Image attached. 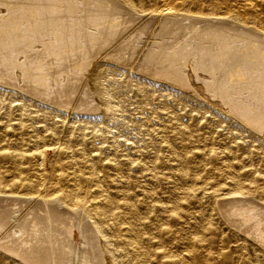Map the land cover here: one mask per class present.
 <instances>
[{
    "label": "rangeland",
    "instance_id": "rangeland-1",
    "mask_svg": "<svg viewBox=\"0 0 264 264\" xmlns=\"http://www.w3.org/2000/svg\"><path fill=\"white\" fill-rule=\"evenodd\" d=\"M202 1L185 9L200 12ZM217 1L220 13L240 9L241 0ZM251 2L264 24V0ZM142 16L122 0H0V181L31 176L39 152L46 172L72 161L62 173L96 171L92 187L113 200L115 223L106 231L109 259L79 210L0 193V264H264L261 102L246 87L214 81L219 73L200 61L189 68L196 45L169 53L188 42L194 23L163 20L160 29L161 19ZM251 32L220 31L227 44L251 38L256 49ZM156 42L169 51L153 53ZM128 227L137 243L126 242Z\"/></svg>",
    "mask_w": 264,
    "mask_h": 264
},
{
    "label": "bare ground",
    "instance_id": "bare-ground-1",
    "mask_svg": "<svg viewBox=\"0 0 264 264\" xmlns=\"http://www.w3.org/2000/svg\"><path fill=\"white\" fill-rule=\"evenodd\" d=\"M122 1H124L127 4L131 5L132 7H134L135 10L136 11H139L141 14H143V16L145 15V16L154 17L155 19H157V18L158 19H161L162 24L160 25V29H162V27L163 28L166 27V24L167 23H164V21H169V22L170 21H174V22L178 21L179 22L181 20H189L190 22L194 23L193 26H198L197 29L194 30L195 33L190 36L188 42H186L184 45L183 44L180 45V46H176L175 45V46L172 47V48H174V50L169 51L168 49L163 48L164 45L162 43L159 44V43L156 42L157 44L156 43H152L153 44V46H152L153 47L152 48L153 51L152 52L153 53L154 52H161L162 53L163 51H165V52H168L169 51V53L173 54V56H174L175 54L177 55V53L181 52L182 50H184V49L186 50V48H188V49L190 48V49H192L191 51H193V48H194L193 45H196L197 48H200L199 50L197 48H194L197 51V57H196L197 60L190 59L189 61L186 62L187 63L186 65H189L188 66L189 68L191 67L192 69L193 68L196 69L198 67V64H199L198 62L200 61L201 62L200 63L201 64L200 66H204L206 68L207 67L208 68L210 67L215 72L219 73V74H217V78L218 79H216L215 74L212 75V78L214 79V81H224V82L227 81V83H230L231 85L233 83V84H239L240 86H242L244 88L246 87L247 88V91H249L248 92L249 96L253 97L254 99H258V100H260L259 102H261L259 109H258V106H257V108L255 106L256 109H255L254 114L257 112L255 114L256 115V118H257V116H263L264 117V24L258 22L257 20H255V19H257V10L255 9V5H256L255 3L251 2V0H241V2H239L240 3L239 4L240 9H238L237 6H235V7L228 6L229 8H228V11L227 12L220 13L218 11V9H217V6H218L217 5V2H218L217 0H203V1L201 0L202 2L200 3V6H199L200 12L198 11L199 12L198 13V12H194V11L191 12V11L185 9L186 8V1L187 0H156V3H145V2H140V1H137V0H122ZM195 2H197V1H195ZM97 3H98V1H97ZM95 7H97V6H95ZM98 7H99V5H98ZM103 10H105V9H103ZM99 12L101 13V11H99ZM33 13H35V12H33ZM31 14H32V12H31ZM101 14L104 16L103 12ZM31 16L32 15H30V17ZM86 17H88V15H86ZM95 17H96V14H95ZM99 17H100V15H99ZM145 18H147V17H145ZM97 19L94 20V21H97ZM89 20H90V18H89ZM80 22H82V21H80ZM236 25H238L237 27L242 28V30L236 29L237 28ZM67 27H69V26H67ZM40 28H42V26ZM157 29H158V27H157ZM55 30H56V28H55ZM221 30L223 32L225 30L226 32L233 33L234 34L233 36H235V33H238L239 35H242L243 34L242 36H245L244 34H247V32L249 30V31H252L253 33L255 32V34H257L259 36L258 38L256 37V39H259V42L260 43L256 40L259 43L258 45H255L256 49H252L253 48V45L251 43V40H249L251 38L244 39L245 40L244 43H240V44H235L234 43L235 45H231V44L229 45V44H227V37L226 36L225 37L223 36L225 34L222 35L220 33ZM153 32H154V34H156L157 30L156 31H153ZM157 33H158L157 36L160 37L161 36L160 35L161 34V30L158 31ZM56 35H57V33H56ZM94 35H96V34H94ZM237 42H238V40H237ZM251 46H252V48H251ZM156 47L157 48H160V49L157 50ZM187 53L189 54V50H188ZM191 54H192V52H191ZM152 55H154V54H152ZM157 55H159V54H156V56ZM164 55L165 56H168L169 54L167 55L165 53ZM164 57H162V58L165 59ZM186 58H187V56H186ZM172 61L174 62V60H172ZM188 62H189V64H188ZM202 62H203V64H202ZM168 67L171 68V66H169V65H168ZM174 70H176V69H174ZM202 70H203V68H202ZM210 71H212V70H210ZM189 72L192 74L193 71H189ZM197 73H198V71H197ZM208 73H210V72H208ZM250 73L252 75H250ZM188 78L190 80V77H188ZM192 81L194 83V81H196V80H192ZM205 82H207V81H205ZM205 82H204V84H205ZM195 83L198 84V82H195ZM211 83H213V82H210L209 84L211 85ZM92 88L96 92H98L99 86H98L97 83H94L93 86H92ZM218 88H220V86H218ZM209 90H211V89H209ZM222 94L225 95L224 92ZM229 95H230V93H229ZM225 98L227 99L226 96H225ZM232 98L234 99L233 96H232ZM228 99H229V96H228ZM237 101L238 100H236L235 104L237 103ZM249 101H252V100L249 99ZM242 102H244V101H242ZM251 104H252V102H251ZM253 104H254V101H253ZM240 105H242V104H240ZM233 106H234V104H233ZM247 106L248 105H246V107ZM243 108L246 109L245 106ZM250 112H248V113L245 112V113L247 115H251V114H249ZM253 116H249V117H253ZM259 120H260V118H259ZM260 121L258 123H261ZM32 150H31V152H33ZM71 150H73V149H71ZM39 153H40V155L42 154L41 152H39ZM19 155H20V153H16V152L12 153V156L15 157V158L19 157ZM40 155H39V160H38V162L36 164V167L34 169V172H33V174L31 176L19 177V178L13 179V180H11L9 182H5V183H3L2 181H0V193L5 194V195L6 194L8 195L9 193H15L16 192V193H22V194H26V195H33L35 198L41 197V198L46 199V201L48 199H49V201H51V199H53L55 202L56 201L62 202L63 204L67 205V207H69L71 209H77V210H79L81 212V214L85 215L86 217H88L92 221V223H93L96 231L99 233L100 236H102L105 239V240L100 241V247L102 249V254L104 253L103 255H105L109 259L112 258V254L110 253V250H109V247H108V243H107L109 241V238L107 236L106 231H107V229L109 227H111V228L112 227H115V223L114 224H113V222L112 223H109V221H108L109 219H113V217H114V213L111 211L112 210V206H113L112 204L114 202H113V200L111 198H109L107 196H105L103 198H97L98 194H100V193L102 194V189H100L99 187H97V188H93L92 187V184H94V183L97 184V182H99V180L97 179L98 175H97L96 171L93 170L89 174H81V173H79L78 171L75 170V171H68V174L65 175V174L62 173V170L65 169V168L70 167L73 164L72 161H66V162H61V163L59 162V164H57L56 166L52 167L53 169L51 168L52 171L50 170V172H46L43 169V159H42V155L41 156ZM75 165H74V167H75ZM17 166H19V165H17ZM74 167H72V168H74ZM74 169H76V168H74ZM234 185H235V189H234V192L233 193L238 194L240 192L239 191L240 182L238 180L234 179ZM23 186L32 189V191L31 192H28V193L23 192L22 191ZM174 200H176V198ZM1 222H2V220H0V228L4 227L3 226L4 223L1 224ZM127 229H128V231H130V235L127 238L126 242L127 243H130V244L137 243V240H136L137 238H136V235H135V230L133 228H131V227H128ZM15 230H16V228L14 229V231ZM78 243L79 242H77V244ZM77 244H76V247H77ZM30 246H31V244H30ZM82 247H83V245H82ZM16 248H19V247H15V248L8 247V250L11 251V252H14V253H19V252H17L18 250ZM20 249H22V248H20ZM29 252L30 251L28 249H25L24 254L25 255H28ZM17 257H18V255H17ZM24 257H26V256H24ZM31 257L32 258L30 260L32 261V259L35 256L34 257L31 256ZM37 259H38V257H37Z\"/></svg>",
    "mask_w": 264,
    "mask_h": 264
}]
</instances>
